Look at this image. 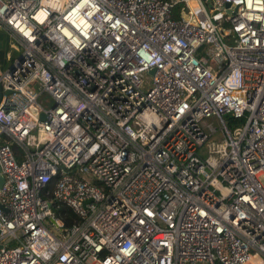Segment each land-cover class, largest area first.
<instances>
[{"label":"built area","instance_id":"1","mask_svg":"<svg viewBox=\"0 0 264 264\" xmlns=\"http://www.w3.org/2000/svg\"><path fill=\"white\" fill-rule=\"evenodd\" d=\"M0 32V264H264V0H0Z\"/></svg>","mask_w":264,"mask_h":264},{"label":"rangeland","instance_id":"2","mask_svg":"<svg viewBox=\"0 0 264 264\" xmlns=\"http://www.w3.org/2000/svg\"><path fill=\"white\" fill-rule=\"evenodd\" d=\"M19 53V49L14 47V44L12 42L9 43L8 46V50H7V57H6V62H5V66L8 65L10 63V60H12V58H14L17 54ZM37 101L46 107H49L51 105V100L50 98L45 94V93H41V95L37 96ZM208 121H212L213 125L215 127H219V124L217 121H215L213 118L209 119ZM221 138L217 135L214 134L210 140H208L202 147V155L203 156H207L208 154H206V150L211 148L214 149L215 147H218L221 144ZM258 180L261 183H264V177L263 176H259ZM51 231H53L54 233L55 230L53 229V227H50Z\"/></svg>","mask_w":264,"mask_h":264},{"label":"trees","instance_id":"3","mask_svg":"<svg viewBox=\"0 0 264 264\" xmlns=\"http://www.w3.org/2000/svg\"><path fill=\"white\" fill-rule=\"evenodd\" d=\"M181 6V4L177 3L174 6V13H177V11L179 10V7ZM226 119H228L227 123L228 126L231 127L235 124H239L242 120L239 119H233L231 116H227ZM51 188V183L48 184L47 189ZM52 210L54 212L55 215L61 217L64 221V225L67 227L72 221H73V215L71 213V211L69 210V208H67L66 206L62 205V204H58L55 205V207L52 204Z\"/></svg>","mask_w":264,"mask_h":264},{"label":"water","instance_id":"4","mask_svg":"<svg viewBox=\"0 0 264 264\" xmlns=\"http://www.w3.org/2000/svg\"><path fill=\"white\" fill-rule=\"evenodd\" d=\"M6 49H7V37H6L5 34L0 32V63H1L0 67H2V65L5 63L3 55H4L5 51H6ZM39 116H40L41 119H44L43 113H40ZM50 221L52 222L51 219H50Z\"/></svg>","mask_w":264,"mask_h":264}]
</instances>
